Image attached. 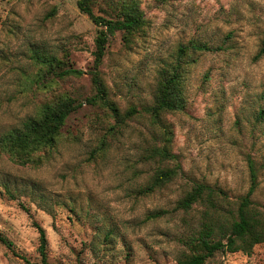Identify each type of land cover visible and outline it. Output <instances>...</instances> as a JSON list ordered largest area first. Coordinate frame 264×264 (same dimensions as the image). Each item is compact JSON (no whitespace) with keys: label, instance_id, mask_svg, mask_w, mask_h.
Returning <instances> with one entry per match:
<instances>
[{"label":"rangeland","instance_id":"374dc122","mask_svg":"<svg viewBox=\"0 0 264 264\" xmlns=\"http://www.w3.org/2000/svg\"><path fill=\"white\" fill-rule=\"evenodd\" d=\"M76 1L0 0V132L58 93L81 101L47 161L19 166L0 155V234L13 248L0 243V264H27L21 257L38 262L32 221L45 231L49 264H176L203 208L171 210L192 182L219 186L231 197L242 194L250 159L257 174L252 197L264 208V56L253 59L264 37V0H135L144 19L138 36L128 46L119 32L107 38L99 73L121 111L149 102L154 71L178 43L223 46L192 55L183 107L166 115L181 173L143 196L134 189L155 165L141 159L155 130L143 113L114 131L104 156L89 159L111 120L82 101L93 91L88 71L98 27ZM103 9L99 0L93 12L104 15ZM36 49L82 74L33 82L39 79L29 55ZM156 209L166 213L145 217ZM203 264H264V241L249 254L216 252Z\"/></svg>","mask_w":264,"mask_h":264},{"label":"trees","instance_id":"16d2710c","mask_svg":"<svg viewBox=\"0 0 264 264\" xmlns=\"http://www.w3.org/2000/svg\"><path fill=\"white\" fill-rule=\"evenodd\" d=\"M105 2L104 15H97L93 7L99 0H77V8L98 27L94 38V50L91 69L88 73L92 85V93L82 101L97 105L105 110L111 122L103 132L99 144L90 151L94 156H104L110 145L108 139L125 120L143 113L148 123L155 128L152 131L151 143L144 147L141 159L154 162L151 172L144 182L134 189L136 195H147L159 190L173 181L181 173L179 162L170 148L172 129L166 115L183 107V86L186 67L193 63L191 58L195 52H212L223 48L206 41L189 39L178 43L172 52L162 60L155 69L150 100L139 107L130 105L121 111L108 96L107 87L99 73V65L104 53V45L109 36L119 32L121 41L128 46L138 36L144 25V19L135 0H101ZM264 56V37L259 40L253 59ZM37 66L36 79L69 75H80L82 71L75 69L54 53L43 50H32L29 55ZM208 76L204 73L202 77ZM81 101L65 93H58L50 100L42 102L36 112L26 117L19 125L0 132V155L6 156L9 162L19 166L37 167L47 161L61 140V129L71 112L80 106ZM263 109L256 112L261 119ZM249 184L239 195L229 196L219 186L202 181H195L182 191L174 201L172 211H188L195 205L203 206L196 229H191L182 239L186 251L180 252L176 264H203L216 252H241L249 254L252 247L264 241V208L253 200L256 187V168L247 159ZM3 189L11 193L8 185L2 183ZM26 210V209H25ZM166 213L165 209H156L146 213V218H157ZM37 232L38 262L27 264H49L47 261V239L44 229L32 221ZM0 243L13 250L12 243L0 234Z\"/></svg>","mask_w":264,"mask_h":264}]
</instances>
